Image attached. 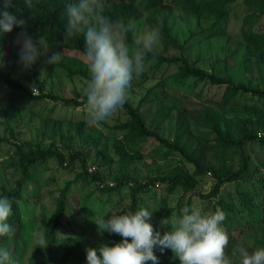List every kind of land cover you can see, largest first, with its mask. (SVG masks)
I'll list each match as a JSON object with an SVG mask.
<instances>
[{
    "label": "rangeland",
    "instance_id": "obj_1",
    "mask_svg": "<svg viewBox=\"0 0 264 264\" xmlns=\"http://www.w3.org/2000/svg\"><path fill=\"white\" fill-rule=\"evenodd\" d=\"M228 9L226 33L206 37L201 32L195 14L173 5L169 31L182 45H170L161 37L156 51L166 56H181L194 66L213 71L219 76L230 77L236 83L264 90V62L257 61L253 55L246 56V46L240 38L245 1L234 0L228 4ZM139 11L140 18L133 24V37L134 33L138 35L151 30L146 21L150 12L142 8ZM260 21L264 25V15ZM20 50L21 45L17 43V36H14L0 55V67L25 88L11 89L0 84V185L7 189L13 188L24 175L22 199L18 201L24 222L21 230L23 244L13 248L14 240L11 237L1 245L11 250L17 264H27L31 255L34 257V264H87L88 247L113 245L122 240L118 234L99 232L94 220L130 211L129 188L125 187L108 195L97 190L93 183L85 184L80 177L71 184L67 210L57 228V245L52 252L36 247L34 234H43V220L54 210L59 190L66 181L74 179L85 168L90 173L99 171L105 183L113 182L114 176L122 174L142 183L148 177L165 174H180L190 180L192 186L187 190L182 186L172 187L158 183L154 187L150 185L147 192L138 194L137 210L147 208L152 211L150 222L162 234L169 231L170 226L161 227V220L181 215L186 206L195 205L204 213L213 212L214 199L203 198L212 187V178L209 174L192 176L193 164L179 152H174L149 137L134 148L127 144L125 146L129 156L136 152L141 155L140 158L129 161L127 158H119L114 144L121 134L113 126L127 119L124 109L115 112L107 122L92 126L91 136L98 137V143L95 144L79 136L75 128L78 122L88 119L87 103L65 105L48 97L36 98L43 93L81 100L90 80L83 75H89L84 55L60 51L63 53L61 62L50 65L47 63L48 57L41 54L30 69H24L20 63ZM177 71V63L156 66L154 60L148 59L144 73L133 79L128 99L133 106L139 107L148 127L156 129L162 137L171 141L175 138L176 111H187L192 133L189 152H193L198 161L205 163L210 156L202 152V140L207 137L212 141L214 134L210 132L211 125L203 119L204 109L216 111L214 119L227 137H241L243 131L240 125L245 119H250V122L245 123L246 129H254L257 136L258 133L264 136V98L238 93L224 103L225 85L187 79L179 86L175 81ZM33 87L36 88L35 95ZM164 104L172 107L166 118L161 117ZM18 147L23 150L30 147L56 149L64 155V163L61 165L54 156L48 157L23 174L20 154L16 153ZM244 147L250 156L252 167L256 166L260 173H257L259 180L255 182L257 189L260 183L264 185V145L247 143ZM100 149L105 150L113 162L105 163L99 153ZM76 151L79 157L70 161L69 153ZM234 159L233 164L237 168V157ZM238 186L241 189L250 184L240 180L227 183L219 197L234 193ZM255 194L252 193V203L258 204L264 197V186L258 196ZM240 237L244 238L248 246L260 248L257 240L264 239V222L250 226ZM166 257L169 260L172 258L171 255Z\"/></svg>",
    "mask_w": 264,
    "mask_h": 264
},
{
    "label": "trees",
    "instance_id": "obj_2",
    "mask_svg": "<svg viewBox=\"0 0 264 264\" xmlns=\"http://www.w3.org/2000/svg\"><path fill=\"white\" fill-rule=\"evenodd\" d=\"M234 0H103V9L99 13L102 16L108 17L114 22L122 21L125 25L131 23L132 25L140 18V9L149 11L150 14L146 18L147 25L153 28H159L161 37L170 45L181 47L180 41L174 37L169 31V17L173 5L181 6L182 8L195 14L197 23L201 26V32L206 37L215 35H222L226 33L227 16L229 13L228 4ZM245 14L241 20L240 38L246 46V56L253 55L257 61L264 62V25L261 24V18L264 15V0H244ZM3 0H0L2 4ZM13 9L18 15H22L27 20V32L33 38L38 39L40 35L47 38L50 44V51H73L84 55L85 46L83 37L78 36L67 43L63 42L62 31L67 24V15L65 7L68 0H33V8L28 9L24 4V0H12ZM22 29L14 28L11 33L0 34V55L4 49L10 45L14 36H17ZM132 31L127 34L128 43H133ZM154 60L156 66L166 63L178 64V73L175 75L178 85L184 84L187 79H193L197 82L205 81L211 85H225L223 93V102L227 103L233 99L238 93H248L255 97L264 98V90L259 88H252L244 83H236L230 77H223L215 74L213 71H207L190 64L185 58L177 55L166 56L161 52L155 50V55L148 54L147 60ZM84 76L90 79V76L83 73ZM0 84L5 85L11 89L25 90L23 85L15 81L9 73L5 72L0 67ZM28 92V91H27ZM48 97L56 101H61L65 105H82L87 103L86 94L81 100L76 98H65L51 94L37 95L36 98ZM127 113V119L113 126V129L120 132L121 137L114 144V149L119 158L122 160L127 158L133 160L140 158L139 153H126L125 146L129 145L134 148L147 138L151 137L157 140L164 147L179 152L187 161L194 166V177L204 176L209 174L213 180L212 187L208 193L203 195V198L214 199L213 212L220 208L227 214L226 220L223 222V227L229 234L230 241L228 246V254L231 255L232 248L242 245L250 252L255 250L248 246L244 238L240 237L244 231L253 226L255 223L264 222V197L257 204H253L252 198L256 193L259 195L262 183L256 189L258 168L252 167L250 156L245 152V144L253 143L257 145H264V136L260 133L254 132V129H246L245 123L250 122V119H245L240 128L243 133L239 138L227 137L223 134V130L218 126L214 117L216 111L210 109L205 111L204 118L211 125L210 132H213L214 138H203L202 152L209 154L207 163L198 161V157L192 152L190 154L189 140L192 138L191 122L188 118L187 111L177 110L176 112V130L175 138L171 141L162 137L154 128L148 127L143 120L138 106H133L128 99L123 108ZM172 107L167 104L163 105L161 117L166 118ZM211 111V113H210ZM175 117V114H174ZM250 124V123H249ZM79 136L85 140H91L95 144L98 143V137L91 136L92 126L86 123V120L78 122L75 126ZM17 154H20V167L23 174H26L29 169L35 165L41 164L48 157H56L60 164L64 163V155L53 148H33L27 150L17 148ZM99 153L105 163L113 162L112 157L105 151L100 149ZM79 157V153H69V160L73 161ZM237 157L238 167H234L233 162ZM260 174V173H258ZM24 175L17 181L16 186L7 189L0 185V196H7L13 205V215L9 219V223L14 228L13 248L17 245L23 244L21 238V230L24 227L22 211L19 207L18 201L22 199V179ZM82 178L85 184L93 183L95 188L103 193L111 194L118 192L121 189L128 187L131 196V204L129 210L137 211L138 198L140 192H147L150 185L154 187L158 183H164L172 187L182 186L185 190L192 186V182L180 174H165L148 177L145 182L137 181L125 174L114 176L113 185L109 186L103 182V175L99 171L90 173L85 168L83 171L77 173L74 179L65 182L64 186L59 190L58 196L55 199L54 210L50 215L43 220L42 229L45 235L48 246L47 252H52V249L57 245V228L61 224V220L66 213L68 204V194L71 189L73 180ZM264 177V176H263ZM243 181L245 184H250L246 188H236L234 193H226L227 197H219L223 186L227 183H234ZM245 186V185H244ZM254 189V190H253ZM251 193V194H250ZM249 194V197H248ZM255 194V195H256ZM8 237H0V247ZM259 247H264V239L257 240ZM155 255L158 257L156 264H180L179 259L175 256L171 249H164L160 252L158 246L154 248ZM166 255H171L169 260ZM27 264H34V257L31 255ZM147 264H153L148 261ZM238 264V262H237Z\"/></svg>",
    "mask_w": 264,
    "mask_h": 264
},
{
    "label": "clouds",
    "instance_id": "obj_3",
    "mask_svg": "<svg viewBox=\"0 0 264 264\" xmlns=\"http://www.w3.org/2000/svg\"><path fill=\"white\" fill-rule=\"evenodd\" d=\"M24 4L28 9L33 8V0H24ZM12 9V0H3L0 4V34L11 33L17 27L22 29L17 34V43L21 45L19 56L24 69H30L41 54L48 57L50 65L60 63L63 53L50 51L45 36L35 39L29 35L27 20ZM102 9L103 0H68L67 24L62 31L64 43L83 37L84 59L90 75L85 93L89 126L107 122L123 108L133 79L144 73L148 54L155 55L161 40L157 27L142 34L134 33L133 43L129 45L127 34L134 31V26L100 15ZM32 92L36 94L35 87ZM12 215V201L0 196V237L11 239L14 235L9 223ZM152 215L147 208H140L94 220L99 232L118 234L122 240L113 245L88 247L87 264H147L148 261L156 264L158 257L154 248L157 246L161 251L171 249L180 264H264V247L250 252L238 245L228 254L230 237L223 227L227 214L220 208L204 213L195 205L186 206L181 215L161 220V227L170 226L163 234L150 222ZM34 235L36 247L47 248L45 235ZM0 264H17L8 247H0Z\"/></svg>",
    "mask_w": 264,
    "mask_h": 264
},
{
    "label": "built area",
    "instance_id": "obj_4",
    "mask_svg": "<svg viewBox=\"0 0 264 264\" xmlns=\"http://www.w3.org/2000/svg\"><path fill=\"white\" fill-rule=\"evenodd\" d=\"M109 186H112L113 185V182H109V183H107Z\"/></svg>",
    "mask_w": 264,
    "mask_h": 264
}]
</instances>
